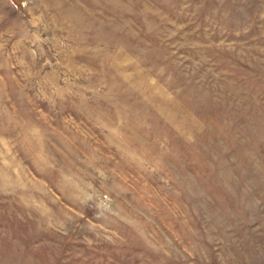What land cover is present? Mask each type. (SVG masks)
Wrapping results in <instances>:
<instances>
[{
	"label": "rangeland",
	"instance_id": "obj_1",
	"mask_svg": "<svg viewBox=\"0 0 264 264\" xmlns=\"http://www.w3.org/2000/svg\"><path fill=\"white\" fill-rule=\"evenodd\" d=\"M0 264H264V0H0Z\"/></svg>",
	"mask_w": 264,
	"mask_h": 264
}]
</instances>
